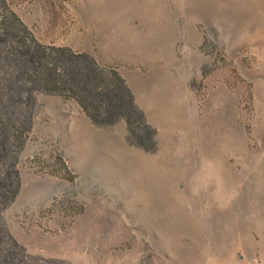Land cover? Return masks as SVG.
<instances>
[{
	"label": "rangeland",
	"instance_id": "374dc122",
	"mask_svg": "<svg viewBox=\"0 0 264 264\" xmlns=\"http://www.w3.org/2000/svg\"><path fill=\"white\" fill-rule=\"evenodd\" d=\"M5 77L0 264H264V0H0Z\"/></svg>",
	"mask_w": 264,
	"mask_h": 264
},
{
	"label": "bare ground",
	"instance_id": "6f19581e",
	"mask_svg": "<svg viewBox=\"0 0 264 264\" xmlns=\"http://www.w3.org/2000/svg\"><path fill=\"white\" fill-rule=\"evenodd\" d=\"M23 65V64H22ZM20 68V67H19ZM23 69V68H22ZM21 69V70H22ZM20 72V71H19ZM25 72V71H24ZM26 74V73H25ZM21 75V74H20ZM24 75V74H23ZM22 75V76H23ZM4 77V76H3ZM10 77H12V76H10ZM9 77V78H10ZM8 78V77H7ZM6 77L5 78H2V79H0L1 81H3V82H0V87H2V89L4 90V92H8V91H11V89L13 90V88H14V83H7V80H11V81H13V82H18L19 83V85H21L22 84V82L21 81H16L15 80V78H10V79H7ZM3 90H2V92H3Z\"/></svg>",
	"mask_w": 264,
	"mask_h": 264
}]
</instances>
